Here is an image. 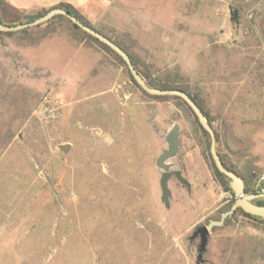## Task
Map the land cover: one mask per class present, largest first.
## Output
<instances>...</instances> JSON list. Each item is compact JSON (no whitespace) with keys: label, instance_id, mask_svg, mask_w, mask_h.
Returning <instances> with one entry per match:
<instances>
[{"label":"rangeland","instance_id":"rangeland-1","mask_svg":"<svg viewBox=\"0 0 264 264\" xmlns=\"http://www.w3.org/2000/svg\"><path fill=\"white\" fill-rule=\"evenodd\" d=\"M73 1L145 77L198 101L224 164L260 193L264 0ZM92 38L63 15L0 31V264H264V218L233 208L189 106L143 91ZM175 123L165 164L189 186L172 176L165 203L156 159ZM230 210L198 260L195 227Z\"/></svg>","mask_w":264,"mask_h":264},{"label":"water","instance_id":"water-1","mask_svg":"<svg viewBox=\"0 0 264 264\" xmlns=\"http://www.w3.org/2000/svg\"><path fill=\"white\" fill-rule=\"evenodd\" d=\"M56 15H63L65 16L74 26L80 28L85 33L91 35L107 47H109L112 51H114L125 63L131 77L134 81L140 86V88L150 95L155 96H164V95H171L181 98L191 109L193 114L198 120V123L202 127L204 131H206L210 137V155L212 157L213 163L216 169L225 175L227 178L230 179L229 186L233 190L235 194V204L233 208L239 207L245 213L253 214L257 216H261L264 218V205H257L251 201L253 197H263L264 192L257 193L254 195H246L244 193V183L240 176H238L235 172L227 169L221 159L219 154L215 149V133L214 130L208 120V117L201 111L198 105L193 101V99L184 91L180 89H160L156 87L149 86L143 77L138 73L136 70L129 54L118 44H116L112 39L107 37L106 35L102 34L100 31L96 30L95 28L91 27L88 24L83 23L80 19H78L75 15H73L70 11L66 10L63 7H53L46 11L41 16L24 22H19L16 24H5L0 21V31L10 32V31H17L24 28L38 26ZM178 133H179V125L177 123L173 124L171 128L168 130L165 139L167 143V148L160 153V155L156 159V165L163 169L161 176L159 178V186L161 189V199L167 203L168 196L170 194L167 182L168 180L174 176L179 182L189 186L188 182L184 179L181 172L177 171H169L165 161L171 157H173L178 149L179 141H178ZM62 150L67 149V145H61L59 147ZM232 213V210L227 211L221 215V218L217 221H211L208 225H200L195 227L194 231L192 232L190 239L193 240L196 237L199 238V246H198V256L197 259L200 260L202 253L205 251L206 244H207V237L209 233V228L214 225H219L222 223L224 218Z\"/></svg>","mask_w":264,"mask_h":264},{"label":"crops","instance_id":"crops-1","mask_svg":"<svg viewBox=\"0 0 264 264\" xmlns=\"http://www.w3.org/2000/svg\"><path fill=\"white\" fill-rule=\"evenodd\" d=\"M61 4H66L78 10L84 7L82 5L74 3L73 0H2L0 5V19L3 23H12L15 18L25 15H33L42 11H48L53 7H58ZM3 16L7 20H3ZM11 20H8L10 19Z\"/></svg>","mask_w":264,"mask_h":264},{"label":"trees","instance_id":"trees-1","mask_svg":"<svg viewBox=\"0 0 264 264\" xmlns=\"http://www.w3.org/2000/svg\"><path fill=\"white\" fill-rule=\"evenodd\" d=\"M60 7H63V8H65L66 10H68V11H70L73 15H75L78 19H80L83 23H85V24H87L82 18H81V16H79V14L77 13V11L74 9V8H72L71 6H69V5H66V4H61L60 5ZM46 11H44V12H42V13H40L39 15H37V16H35V17H31V18H29L27 21H29V20H33V19H35V18H37V17H39V16H41L42 14H44ZM54 18V17H53ZM0 21L2 22V20L0 19ZM22 22H24V21H22ZM89 25V24H88ZM92 39H94V40H96L95 38H92ZM111 39V38H110ZM114 41V40H113ZM115 42V41H114ZM116 44H118L117 42H115ZM105 48H109V47H107L106 45H104V44H102ZM119 45V44H118ZM120 46V45H119ZM121 47V46H120ZM110 49V48H109ZM124 49V48H123ZM125 50V49H124ZM130 58H131V56H130ZM131 60H132V62H133V59L131 58ZM133 64H134V62H133ZM135 66V65H134ZM135 68H136V66H135ZM136 70L138 71V73H140V75L143 77V79L145 80V82L149 85V86H151V87H156V88H160V89H180V90H182V91H184V92H186L192 99H193V101L198 105V107L201 109V111L205 114V112L202 110V108H201V106H200V104L198 103V101L192 96V95H190L188 92H187V90H185L184 88H182V87H180V86H176V85H170V84H168V83H166V82H153V81H150L147 77H145L137 68H136ZM134 80V79H133ZM206 115V114H205ZM207 116V115H206ZM220 159H221V161H222V163H223V165L227 168V169H229V170H231V171H233L232 169H230V168H228L225 164H224V162H223V159H222V157L220 156ZM234 172V171H233ZM217 174L218 175H220V176H222V177H224V175L223 174H221L219 171H217ZM254 192H257L256 190L254 191ZM255 204H257V205H264V198L263 199H259V200H257V201H255L254 202Z\"/></svg>","mask_w":264,"mask_h":264},{"label":"built area","instance_id":"built-area-1","mask_svg":"<svg viewBox=\"0 0 264 264\" xmlns=\"http://www.w3.org/2000/svg\"><path fill=\"white\" fill-rule=\"evenodd\" d=\"M257 191L260 193L264 192V171L258 178Z\"/></svg>","mask_w":264,"mask_h":264}]
</instances>
